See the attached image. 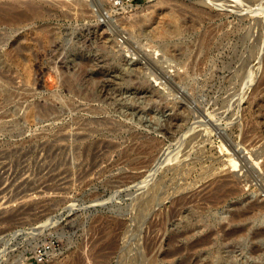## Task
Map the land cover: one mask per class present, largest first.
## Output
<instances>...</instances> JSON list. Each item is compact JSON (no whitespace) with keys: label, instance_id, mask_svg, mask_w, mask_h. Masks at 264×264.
<instances>
[{"label":"rangeland","instance_id":"374dc122","mask_svg":"<svg viewBox=\"0 0 264 264\" xmlns=\"http://www.w3.org/2000/svg\"><path fill=\"white\" fill-rule=\"evenodd\" d=\"M22 1L0 20V264H264V0Z\"/></svg>","mask_w":264,"mask_h":264},{"label":"bare ground","instance_id":"6f19581e","mask_svg":"<svg viewBox=\"0 0 264 264\" xmlns=\"http://www.w3.org/2000/svg\"><path fill=\"white\" fill-rule=\"evenodd\" d=\"M29 2V1H28ZM82 2V1H81ZM27 4V1L26 2H23L22 0H0V20H4V21H7V20H13L15 19V16L16 15V11L14 12L13 8H14V5H17V4ZM14 4V5H13ZM24 4V5H25ZM26 7V10L29 12V13H36L38 10H37V7L33 4V3H28L27 5H25ZM200 12V11H198ZM19 14V13H18ZM21 14V13H20ZM19 14V15H20ZM22 15V14H21ZM171 22H174L173 21V18L171 19ZM159 33H166V30H164L162 27L160 28L159 30ZM120 34V33H119ZM124 36V35H123ZM131 46V45H130ZM136 49V48H135ZM143 142V141H142ZM137 147V146H136ZM177 157V155H176ZM230 177V176H229ZM233 179L230 178H226V179H222L220 180L219 182L217 181L215 185H213L212 183V186L211 184H209V186H211V188H209L207 190V192L204 194V196L206 195V197L214 200V199H218L220 198V196H223V199L227 197H224L225 194H227V192H229V190L231 191L232 187H227L226 185L227 184H234V182H232ZM229 182V183H228ZM232 182V183H231ZM154 185V184H153ZM154 186L150 187L148 190V194H147V198L144 199V201L142 202L143 205H141L142 208H145L148 206V204H150V202L153 200V192L155 191L153 189ZM156 187V185H155ZM207 187V186H206ZM227 188H230V189H227ZM203 189V188H202ZM206 189V188H205ZM233 191H236L235 189L232 190ZM231 192V193H232ZM230 193V194H231ZM155 195V194H154ZM186 195V194H185ZM184 195V197H185ZM190 197V196H189ZM204 197V198H206ZM183 199V198H182ZM181 199V200H182ZM207 199V198H206ZM202 200V199H201ZM205 200V199H204ZM211 200V201H212ZM203 201V200H202ZM217 201V200H216ZM177 202V201H176ZM212 204V203H211ZM254 204V203H253ZM150 206V205H149ZM251 207V206H250ZM141 213V212H140ZM120 226V225H119ZM262 234V233H261ZM263 235V234H262ZM76 261V260H75Z\"/></svg>","mask_w":264,"mask_h":264},{"label":"built area","instance_id":"2783aa9c","mask_svg":"<svg viewBox=\"0 0 264 264\" xmlns=\"http://www.w3.org/2000/svg\"><path fill=\"white\" fill-rule=\"evenodd\" d=\"M123 0H113V3L115 5L119 4L120 2H122ZM46 249L47 247H41L39 249H37L35 256L37 257L38 260H42L44 259V256H46Z\"/></svg>","mask_w":264,"mask_h":264}]
</instances>
